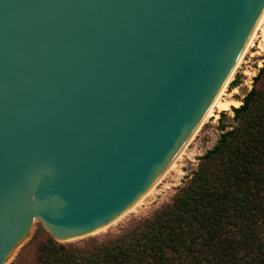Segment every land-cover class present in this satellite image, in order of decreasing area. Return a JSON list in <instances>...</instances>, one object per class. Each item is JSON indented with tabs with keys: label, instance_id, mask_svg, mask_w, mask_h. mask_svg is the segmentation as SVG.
<instances>
[{
	"label": "water",
	"instance_id": "95a60500",
	"mask_svg": "<svg viewBox=\"0 0 264 264\" xmlns=\"http://www.w3.org/2000/svg\"><path fill=\"white\" fill-rule=\"evenodd\" d=\"M264 0H0V264L36 219L102 231L152 187Z\"/></svg>",
	"mask_w": 264,
	"mask_h": 264
},
{
	"label": "trees",
	"instance_id": "16d2710c",
	"mask_svg": "<svg viewBox=\"0 0 264 264\" xmlns=\"http://www.w3.org/2000/svg\"><path fill=\"white\" fill-rule=\"evenodd\" d=\"M229 110L168 203L105 241L46 237L32 264H264V53Z\"/></svg>",
	"mask_w": 264,
	"mask_h": 264
},
{
	"label": "rangeland",
	"instance_id": "374dc122",
	"mask_svg": "<svg viewBox=\"0 0 264 264\" xmlns=\"http://www.w3.org/2000/svg\"><path fill=\"white\" fill-rule=\"evenodd\" d=\"M263 53L264 50L260 55H254L252 57L246 55L244 58L245 62L241 64V67L235 72L232 78V80H235L234 85L229 83L228 90L233 87L237 88V93L232 94L231 97L237 100L239 104L243 94L251 87L252 77L256 74L257 69L262 64ZM230 106L236 107L234 105ZM229 107L225 110L217 111L215 116L208 118L207 121L202 124L198 132L183 150V154H181L175 161L173 168L168 170V172L155 184L152 190L134 207L132 211H128L116 218L113 223L107 226L103 231L61 242L82 245L89 238H93L97 242L114 238L134 226L137 222L150 216L153 211L162 205L168 203L177 187L181 185L191 170L196 167L204 150L211 147L215 142L218 135V129L216 126L219 113L225 112L226 115L230 117L231 111L229 110ZM31 218L34 224L29 242L12 247V259L8 264H32L36 243L46 237H51L48 231L36 219L33 217Z\"/></svg>",
	"mask_w": 264,
	"mask_h": 264
},
{
	"label": "bare ground",
	"instance_id": "6f19581e",
	"mask_svg": "<svg viewBox=\"0 0 264 264\" xmlns=\"http://www.w3.org/2000/svg\"><path fill=\"white\" fill-rule=\"evenodd\" d=\"M263 50H264V11H263V13H262V15L260 17V20H259V22H258V24H257V26L255 28V31H254L252 37L248 41V43L245 46L244 50L242 51V53L240 54L239 58L235 62V64L232 67L231 71L227 75L226 79L222 83L221 87L219 88L218 92L214 96L213 100L211 101L210 105L206 109L205 113L201 117L200 121L198 122L197 126L193 130L192 134L190 135V137L188 138L186 143L182 146V148L179 150V152L176 154V156L172 159V161L169 163V165L165 168V170L162 172V174L159 176V178L155 181V183L152 185V187L148 190V192L146 194H144L140 199H138L134 204H132L121 215L125 214L128 211H132L134 209V207L139 202H141V200L152 190V188L155 186V184L168 172V170L173 168L174 163L177 160V158L181 154H183V150L185 149L187 144L194 137V135L198 132V130L200 129L202 124L207 121L208 118L215 116V113L217 111H221V110L227 109L230 105L238 106L239 102L231 97L232 94L237 93V88L233 87L230 90H228L227 88L229 86V83L231 82L235 72L241 67V64L243 62H245L244 58H245L246 55H249V57H252L254 55H260L263 52ZM121 215H119V216H121ZM113 221L109 225H111L113 223ZM109 225H107V226H109ZM107 226L105 228H107ZM91 234H94V233H91ZM74 238L75 237H73V239ZM70 239L72 240V238H70ZM70 239H67V240L69 241Z\"/></svg>",
	"mask_w": 264,
	"mask_h": 264
}]
</instances>
